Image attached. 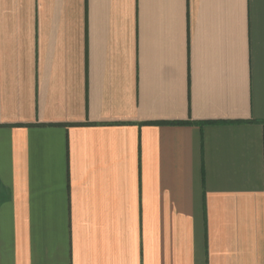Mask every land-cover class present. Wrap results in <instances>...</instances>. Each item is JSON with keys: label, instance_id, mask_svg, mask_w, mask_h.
Here are the masks:
<instances>
[{"label": "crops", "instance_id": "crops-1", "mask_svg": "<svg viewBox=\"0 0 264 264\" xmlns=\"http://www.w3.org/2000/svg\"><path fill=\"white\" fill-rule=\"evenodd\" d=\"M0 264H264V0H0Z\"/></svg>", "mask_w": 264, "mask_h": 264}]
</instances>
